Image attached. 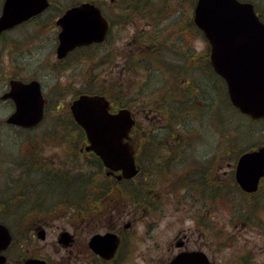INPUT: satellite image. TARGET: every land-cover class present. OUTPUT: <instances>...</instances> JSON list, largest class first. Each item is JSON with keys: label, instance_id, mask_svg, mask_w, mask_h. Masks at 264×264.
I'll return each mask as SVG.
<instances>
[{"label": "flooded vegetation", "instance_id": "af4514ba", "mask_svg": "<svg viewBox=\"0 0 264 264\" xmlns=\"http://www.w3.org/2000/svg\"><path fill=\"white\" fill-rule=\"evenodd\" d=\"M29 2L35 3L34 0ZM44 2L45 6L38 13L0 33V109L11 107L12 111L14 108V102L4 98L13 81H36L43 97L42 123L47 116L55 115L49 112L50 106L59 110L52 119V125H60L61 133L49 134L48 141L71 142L76 146V142L82 141L80 134L68 133L63 126L68 123L65 117L71 116L70 105L81 90L74 92L66 102L55 101L62 96V90H75L73 88L77 87L74 86L76 84L62 85L64 75L79 76L81 79L89 73V78L81 83H97L98 75L102 73L104 78L97 85L109 94L108 101L112 108L118 109L128 106L125 102L130 101L127 97L128 100L123 102L126 98L124 94H127L124 79L134 69L141 68L149 76L157 75L160 85L154 89V107L144 99L138 101V113L143 122H138L136 134L133 130L129 134V142H136L138 147L139 172L132 182L139 179L142 197L132 203L119 201L120 195L111 189L108 200L112 202L108 213H63L60 218L67 221L68 228L45 229L42 239L39 237L41 231L36 227L17 231V234L13 232L11 245L3 252L6 264H22L28 258L41 260L43 264H171L181 255L184 261H179L180 264H188L185 261L192 257L195 261L189 264H204L205 258L208 264H225V260L216 255L222 252L226 241L232 244L236 238H241L242 227L248 228L254 224L259 228L258 234L264 238V215L255 222L239 213L233 217L238 218L239 226L233 224V232L228 238L225 237V224L210 220L212 213L209 205H230L237 211L247 206L253 215L259 207L264 208V168L252 191L243 190L236 180L240 156L248 150L264 148V118H247L245 134H242L239 125L232 129L227 127L225 108L221 103L218 119L212 121L215 124L213 127H216L215 134L208 133L210 125L202 121L205 117L210 120V111L215 110V102L204 101V97H222L226 89L215 86L213 76L216 75L210 64L207 42L203 41L204 47L200 53L194 47V0ZM4 3L5 0H0V17ZM71 10H75L74 19L63 21ZM67 26L71 27L68 35L79 38H66L64 41H85L83 37L89 29H103L104 37L100 42L77 45L58 58L60 35ZM114 28H136V31L125 41H114ZM34 29L37 32L50 29L48 32L52 38L40 37L44 41L34 46L31 40ZM86 65L89 67L86 68ZM51 70L55 72V77H52L54 81L48 87L45 79L52 74ZM194 73L203 75L211 83V95L205 94L208 85L197 86L191 78ZM52 94L55 98H51ZM7 116L0 117V127L17 129L5 123ZM160 123L161 126H155ZM242 136L251 137L250 147L244 150ZM254 137L260 140L256 142ZM211 138L213 143L210 145ZM77 148V151L74 149L62 157L35 150L32 146L26 155L27 166L20 175L22 185L30 186L26 199H23L25 203L44 201V194H36L35 188L45 189L44 185L54 188L70 173L74 174L76 183L81 172H96L82 156L81 144ZM18 172L15 173L18 175ZM103 172L112 183L128 186L129 182L123 184L125 180L119 179L118 172L107 174L104 169ZM18 179L19 175L17 178L9 176L3 183V190L12 189L10 182L16 184ZM165 184L174 194L171 205H176V209L183 204L191 210L190 206H197L196 210L200 213L193 210L194 213L187 216L193 221L192 227L179 224L185 219L183 213L174 218V214L163 213L162 205L169 201L163 197L162 191L157 193L156 190L166 189ZM153 189L155 191L150 192ZM115 202L122 207L118 213H114ZM127 206L133 208V213L126 210ZM157 206L158 214L142 213L149 207H155L156 211ZM138 210L141 212L136 213ZM31 213L36 216L34 212ZM173 219L177 221L173 222ZM30 241L40 242L41 246H34L30 255L21 256L24 244ZM249 256V252L240 251L239 264H242V257L249 259Z\"/></svg>", "mask_w": 264, "mask_h": 264}, {"label": "water", "instance_id": "95a60500", "mask_svg": "<svg viewBox=\"0 0 264 264\" xmlns=\"http://www.w3.org/2000/svg\"><path fill=\"white\" fill-rule=\"evenodd\" d=\"M5 0L0 17V32L36 14L44 6V0ZM75 10L67 13L63 21L74 19ZM194 23L204 33L210 45V62L216 74L226 83L229 99L241 113L254 119L264 117V23L256 17L250 3L237 0H198L194 11ZM67 26L60 35L57 56L79 44L100 41L104 30H88L85 41L74 40L68 35ZM11 97L16 112L7 122L24 128L37 125L42 119V96L36 82L12 83ZM73 118L83 129L88 146L103 165L112 171H120L121 177L130 179L137 173L131 146L125 141L133 125L130 113L120 110L108 113L107 101L102 96L82 95L70 107ZM264 168V148L258 152L243 154L238 161L236 178L243 190L255 189ZM40 238L44 232H40ZM8 228L0 224V252L10 243ZM0 254V264L5 263ZM178 258L176 261L177 262ZM172 262V263H173ZM24 264H43L40 260H27Z\"/></svg>", "mask_w": 264, "mask_h": 264}, {"label": "rangeland", "instance_id": "374dc122", "mask_svg": "<svg viewBox=\"0 0 264 264\" xmlns=\"http://www.w3.org/2000/svg\"><path fill=\"white\" fill-rule=\"evenodd\" d=\"M255 3V6L257 5V9L260 10V13L262 14L263 18H264V0H251ZM142 24V23H141ZM140 24V25H141ZM50 31V29H46L43 31H35V29L33 30L31 37H32V43L34 46H36L40 41H44L43 38L40 37H48V38H52L51 34L48 32ZM136 31V28H128L125 30L122 29H117L114 28V41H125L127 38V36H131L134 34V32ZM31 33V32H30ZM192 41H194V47L195 49L200 53L202 52L201 49L202 47H204V40L202 38H198V39H194V37L192 38ZM202 41V42H201ZM32 46V45H31ZM116 46V45H115ZM48 49V48H47ZM51 53V52H50ZM48 53L47 55L50 56ZM137 58V57H135ZM89 67L88 65H86V68ZM102 72V70L100 71ZM52 74H48V76L46 77L45 81L47 82L46 85L48 86L49 83H52L54 81V79L52 77H55V72L53 70H51ZM102 73H100V75H98L99 79L97 78V83H99L101 79H103L104 77L101 76ZM90 76L89 73H86L82 76L81 79H79V76H66L64 75L61 79L62 85H69V84H76L74 86H77L73 89L75 90H62L63 94L62 96H60V98H57L55 101H68L70 98H72L73 93L76 92L78 89L81 91L87 90V89H97L99 88V85H97L96 81H93V83H81L83 80L87 79V77ZM51 78V79H49ZM89 78V77H88ZM191 78L194 80V82L197 84V86H199L200 88L202 86H205L206 84L208 85V81L204 78L203 75L199 74V73H194L193 75H191ZM159 77L157 75H152L149 76L148 74H145L141 69H134L133 71H131V73L129 72L128 74H126V78L124 79V87L127 91V94L124 96L126 98L123 99V102L126 101V99L128 100L127 97H129V99H134V100H140V99H144L143 101H147V102H151L153 104L154 101V97L155 95H152V92L154 91V89L156 87H158L160 85V81H159ZM120 81H123V79H121ZM206 83V84H205ZM49 87V86H48ZM109 91V89H108ZM125 93V92H124ZM129 93V94H128ZM51 98H55L54 94L51 95ZM114 98L113 97V102H114ZM50 111L49 112H53L55 113V115L59 112V110H55L54 106H50L49 107ZM67 107H65L66 109ZM11 107H3L0 109V117H4L7 116L11 111ZM132 112H136L135 109H132ZM152 111L154 112L155 109L152 108ZM55 115L53 116H47V118L45 119V122H43L42 124L39 125V127H37L36 129L32 130V131H23L20 129H4L2 126L0 127V173H1V177H0V193H3V189L5 187V185L3 186V183L6 181V179L9 176H12L13 178H17V174L15 173L16 171H18L17 165L20 162V160L26 156L30 150H32V146L35 147V150H39V151H44L46 153H59L58 155H63L64 154V150L61 149L60 145L63 142H52V141H48L50 140L49 138V134H57V133H61V128H57L56 125H52V119L55 117ZM201 117V116H200ZM5 118V117H4ZM2 118V119H4ZM135 121L137 122H143V118L142 116H139V113L136 112V116H135ZM213 121V120H212ZM212 121H210L207 117L204 118V121H202L205 125L209 124V128H208V133L210 135L215 134V128L213 127L215 124L212 123ZM236 121H241L239 124L236 123ZM246 120L244 119V116L238 114V113H234V116L232 117H226V124L227 127L230 126L231 129L232 127H234L235 125H239L241 127V133L245 134L244 128L246 127L245 122ZM145 124V123H142ZM161 126L162 123L160 124H156L155 126ZM198 126L197 122L195 121V127ZM230 133H233L232 131ZM42 137H45V139H43ZM249 136H242L241 137V144H242V150L247 149L250 147L251 145V141H250ZM33 139V140H32ZM256 142H258L260 140L259 137H254L253 138ZM46 140V142H44ZM250 142V144L248 142ZM213 143V138L210 139L209 144L211 145ZM76 145L78 144V142L75 143ZM60 147V148H59ZM93 168L95 171H97L95 164H93ZM95 183L93 181V190H98L99 184L103 183V181L101 180V178H99V176H97L95 178ZM124 184V183H123ZM10 185L13 187L12 189H10L11 191L15 188V185L13 184V182H10ZM127 187L128 186H123L121 187L124 191L123 193H121V196L118 197L119 201L122 200H128L129 203H132L133 200H136L135 198H132V200L130 199V196H128L127 193ZM166 189H158L156 190L157 193L162 191L163 197L168 199V203L162 205V210L164 214H170L173 215V218L176 216H179L180 214L183 213V215L185 216V219L182 220V222H180L179 224H182L184 226H189L192 227L193 225V221L189 218H187L188 215H191L192 213L198 212L197 211V206H190L193 210L189 209L188 205H180L179 209H176V205L172 206L171 204H173V199H174V194L172 193V191L170 190V186H167V184H165ZM56 193H59V190H55ZM154 192L155 189L151 190L150 192ZM93 192V191H92ZM8 193V192H7ZM117 194L120 195V192H118ZM95 195H97L95 193ZM112 200H108L106 197L104 199L103 205L99 208V213H108L110 212L109 210V205L111 204ZM93 207H96V205H93ZM209 210L212 213V217H210V220L213 221L214 223L218 224V223H224L225 224V230H226V235L225 237L228 238V235L230 236V234L233 232V224H237L239 226V221L237 220L238 218H233L236 217L237 215H239V213L242 214V217L244 216H249V218L251 219V221H257L258 218H261L262 215H264V208L263 207H259L258 212L255 213L254 215L253 213L250 212V208H248L247 206H242L240 211H237V209L233 208L230 205H209ZM41 210L44 211V209ZM155 207H150L148 210L145 208V211H142V213L146 212V213H155L158 214L159 211V207L157 206V210H154ZM63 209L60 210V212ZM122 210V207L117 205V202H115V208H114V213H118ZM126 210L130 211L131 213H133V208L132 207H126ZM141 211H137L136 213H140ZM232 216V217H231ZM52 217V218H51ZM61 216L59 214H52V216H48L47 219L51 218L50 220L46 221L44 220V224H45V229L48 231L51 230H55V229H60L64 226V228H68L67 221H64L63 219L60 218ZM43 218H46L43 217ZM6 220H8V218H6ZM42 220V219H41ZM11 221V219L9 220ZM177 221V219H173V222ZM6 223V225L8 226V222L4 221ZM164 223H167L166 221ZM253 224V223H252ZM30 225L32 226V224L30 223ZM29 225V227H30ZM163 225V224H161ZM175 225V224H174ZM43 226V225H41ZM255 225H251L248 228H241V230L243 231L241 234V238L237 239L236 238V242L229 244L226 241V245L223 248L222 247V252L217 254L216 256H218L219 259L221 260H225V264H239V255H240V251H244V252H249L250 256H249V260L251 262V264H264V238L261 237L258 234V227H254ZM25 228V227H24ZM211 232V231H210ZM19 235V234H18ZM170 235V234H168ZM18 237V236H17ZM38 247L41 246L40 242L37 241H30L28 243L24 244V250L21 253V256H28L30 255L33 251L32 248L33 247ZM15 258V257H14Z\"/></svg>", "mask_w": 264, "mask_h": 264}, {"label": "trees", "instance_id": "16d2710c", "mask_svg": "<svg viewBox=\"0 0 264 264\" xmlns=\"http://www.w3.org/2000/svg\"><path fill=\"white\" fill-rule=\"evenodd\" d=\"M248 1V0H247ZM193 37L194 39L203 38L202 33L194 27L193 29ZM214 77L215 86L216 88L223 87V82L219 78ZM211 83L208 82V88L205 89V94L211 95L212 90H210ZM106 86V85H105ZM107 87V86H106ZM209 89V93H208ZM86 93L89 94H99V95H106L108 97V93L104 92V88L100 86L97 89H94L92 91H87ZM204 101H210L215 102V110H211V115H209L210 120L211 119H218V113L220 112L221 103L224 105L225 108V115L226 117H231L234 115L235 111L232 110L226 92L225 94L221 96H217L215 99L211 96L210 98L204 97ZM196 117V115H195ZM67 120L66 126H63L64 130H67L69 132H74L76 134L79 133L80 129L74 124V121L70 118V116L65 117ZM168 120V119H167ZM226 121V120H225ZM170 122V121H169ZM168 124V123H167ZM82 134V135H81ZM81 140H83L84 143V136L81 132ZM83 145V144H82ZM26 156H24L20 162L19 165L26 168ZM23 168V169H24ZM21 175V173H20ZM17 180L15 185V188L11 190H7L8 194L5 192V194L0 198V217H2V221H7L10 228L16 232L20 229H27L31 228L33 224H36L37 222L40 223L41 220L39 217L41 215L50 216V214H54L48 211L50 206H56L60 207L61 209H64L65 212H77L82 211L85 212H97L99 213V208L103 205V202H101V199L103 197L107 196V190L113 189L115 193L120 192L123 193V189L121 188V185L115 184L113 188H111V184L107 182V179L105 177H101V180L103 183L99 184L98 190L91 191V188L89 186L83 185L82 190H78V188L72 187L71 189L68 188V190L65 191V194L62 196L58 195L55 199L56 201L53 204H49V206L46 205H39L44 209V211L41 210V208H38V206L35 204V202L32 205H29L25 203L23 199H26V195L28 192V189L30 186H24L22 185L23 181L20 178ZM139 181V179L137 180ZM127 193L128 196H130V199L132 198L137 199L136 193L137 191H140V187L138 183L129 182L127 187ZM95 193L97 195H95ZM37 194V192H36ZM91 200H94L95 202H92ZM93 205H96V208L93 209ZM53 211V210H50ZM31 212H34L36 214V217L33 216ZM56 214H58L57 210L55 209ZM35 217V218H34ZM8 218V220H6ZM34 218V219H33ZM11 219V221H9ZM32 224V226L30 225ZM30 225V227H29ZM25 227V228H24Z\"/></svg>", "mask_w": 264, "mask_h": 264}]
</instances>
